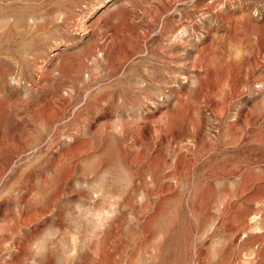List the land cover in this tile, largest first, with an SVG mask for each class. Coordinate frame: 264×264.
<instances>
[{
  "label": "rangeland",
  "instance_id": "obj_1",
  "mask_svg": "<svg viewBox=\"0 0 264 264\" xmlns=\"http://www.w3.org/2000/svg\"><path fill=\"white\" fill-rule=\"evenodd\" d=\"M0 264H264V0H0Z\"/></svg>",
  "mask_w": 264,
  "mask_h": 264
}]
</instances>
